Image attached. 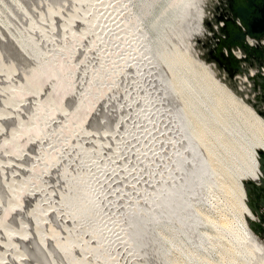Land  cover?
Wrapping results in <instances>:
<instances>
[{
    "label": "rangeland",
    "instance_id": "obj_1",
    "mask_svg": "<svg viewBox=\"0 0 264 264\" xmlns=\"http://www.w3.org/2000/svg\"><path fill=\"white\" fill-rule=\"evenodd\" d=\"M127 1L0 0V23L7 24H0V264H78L81 259L86 264H162L154 252L138 255L128 248L115 221L128 201H139L143 191L154 187L160 172L176 175L168 155L182 151L172 121L181 106L164 93L156 71L132 45L127 28L132 1ZM216 2L213 13L217 16L220 0ZM90 3H95L97 13H89V18L86 8ZM205 21L206 29L212 30V21ZM188 28L183 33L191 43L194 36ZM16 29L43 51L44 64L56 52V56L63 52L57 69L70 75L69 98L60 101V93L52 91L53 79L42 82L30 77L38 66L15 47ZM214 33L194 43L201 57L214 63L230 81L245 74L238 71L240 66H263L264 57L251 52L246 55L248 61L239 59V67H232L235 63L223 54L224 46L223 53H217ZM58 46L63 50L58 51ZM137 57L139 71L130 66ZM115 64L118 68L109 76V66ZM163 74L167 76L164 70ZM248 82L250 94L256 95L253 101L261 109V87L251 78ZM90 89L95 92L93 97ZM78 101L89 107L84 115L77 111ZM48 157L54 158L49 161ZM79 174L104 222L97 227V237L83 228L80 213L70 212L79 193L73 190L65 197L70 191L68 183ZM213 192H208V198L205 192L192 199L198 204L201 196L199 202L226 236L225 222L234 218L232 204L223 192ZM261 195L254 189L248 193L247 203L256 211H264ZM251 229L264 241V225ZM18 230L21 236H15ZM57 240L62 243L61 252L55 247ZM100 255L103 263H99Z\"/></svg>",
    "mask_w": 264,
    "mask_h": 264
},
{
    "label": "bare ground",
    "instance_id": "obj_2",
    "mask_svg": "<svg viewBox=\"0 0 264 264\" xmlns=\"http://www.w3.org/2000/svg\"><path fill=\"white\" fill-rule=\"evenodd\" d=\"M130 1L128 14L131 15V23L127 22V28L130 26L128 31H131L132 45L138 47L139 57L147 60L156 71L164 93L177 106H181L180 110L174 112L172 121L182 151H171L168 155L175 176L169 171H164V174L160 172L162 176L157 179V183L153 182L156 185L151 190L141 191L139 201L131 199L116 219L114 214L119 224L121 241L135 254L156 253L162 264H264V241L258 239L248 223L249 220L258 221V216L247 203L248 194L241 185L244 181L261 185L264 176L256 155L258 150L264 151V115L255 107L253 100L256 95L250 94L251 83L248 82V75L254 76L257 69L251 67L245 72L239 69L240 73L245 74H239L241 76L238 75L233 82L214 63L201 57L194 42L198 38L212 36L219 29L220 24L214 22L216 15L213 13L216 0L127 2ZM90 4L86 6L88 17L95 10V3ZM125 5L127 7V3ZM208 19L212 21V30L206 29L205 20ZM0 24L7 26L5 22ZM186 27L194 36V42L187 43L188 38L183 33ZM23 33H13L12 41L24 58L35 67L38 66L31 71L30 77H37L42 82L53 79L52 91L60 93V101L69 98L72 92L67 83L70 75L57 69L63 55L61 48L58 46L62 55L59 52L60 56H56V52L51 61L44 64L43 51L29 35ZM245 40L248 46H258L260 42L264 43V36L262 40L256 41L246 34ZM233 47L231 53L245 60L243 49ZM67 51L70 52L69 49ZM139 57L130 61V66L138 71ZM109 67L108 75L111 76L118 67L117 64ZM260 69L264 73V62ZM92 90L89 93L91 97L95 93ZM145 101H142L144 108ZM86 108L88 110L89 107L78 101L77 111L80 114L84 115ZM53 158L50 157L49 161ZM68 184L70 191L65 197L69 198L73 190L79 193L77 200L69 207L70 212L74 216L80 213L83 228L90 229L92 237H97L100 229L97 227L104 223L100 219L102 217L96 214L97 202L88 196L80 174ZM211 191L219 195L223 192L231 201L233 222L223 224L227 237L204 210V204L199 202L203 201L201 196L198 204L193 202L192 197L206 192L208 198ZM92 225L93 228H90ZM21 235L19 230L15 234ZM57 241L55 247L61 252L62 243ZM103 255H100L101 259L98 258L99 263H103ZM78 264H86V261L81 259Z\"/></svg>",
    "mask_w": 264,
    "mask_h": 264
},
{
    "label": "water",
    "instance_id": "obj_3",
    "mask_svg": "<svg viewBox=\"0 0 264 264\" xmlns=\"http://www.w3.org/2000/svg\"><path fill=\"white\" fill-rule=\"evenodd\" d=\"M256 0H249L248 5L246 8L240 9V14L237 15V9L233 10L232 8H228V11H225L223 14L221 11H218L217 16H216V22L219 25V29L215 31V35L217 36L215 38V42H217L218 47H217V53H223V50L221 49L224 45L229 49L230 45H238L241 49H243L247 54H250L251 52L256 53L259 56L264 57V43H261L257 47H252L248 46L245 40V35H249L250 37H253L255 39L260 40L264 36V3L261 7H257ZM218 9V8H217ZM240 16H243V19L240 20ZM229 18L228 20H226ZM240 20V23H236V21ZM222 21V24H221ZM229 24V28L226 26ZM222 33V34H220ZM227 37H225V35ZM201 39L195 40L196 42L200 41ZM203 43V42H202ZM229 60H231L234 64H232V67H239L236 65V63L239 61V58L235 57L234 54L232 53H223ZM202 55V54H201ZM264 60V59H263ZM241 61V60H240ZM243 61H248V57H245V60ZM261 63L258 64L257 66V71L254 76L248 75L249 78L253 80L254 83H259V86L261 87V91L263 92L262 95L264 96V73H261L260 69ZM243 71H248L247 67H241ZM233 78V77H232ZM235 78H233L234 80ZM256 89V88H255ZM257 90V89H256ZM255 104V103H254ZM255 107L257 108V111L261 114L264 115V104L261 109H259V105L255 104ZM264 154L263 150H258L256 152V155L258 157V161L260 163L261 170L264 174ZM243 187H245L247 194L250 193L251 189L254 190H259V192L264 191V176L262 177V184L257 185L254 181H244L241 183ZM251 209H253V213H255L258 216V221H248L251 224V227H253L255 224L257 225H264V211H256L255 208L248 203Z\"/></svg>",
    "mask_w": 264,
    "mask_h": 264
},
{
    "label": "flooded vegetation",
    "instance_id": "obj_4",
    "mask_svg": "<svg viewBox=\"0 0 264 264\" xmlns=\"http://www.w3.org/2000/svg\"><path fill=\"white\" fill-rule=\"evenodd\" d=\"M248 1L249 0H245V2H244V4H243V6H242V8H246L247 7V3H248ZM256 6L257 7H259L260 9H261V7H262V5H263V3L264 2H262V0H256ZM216 4H218L217 2H216ZM217 6H219V7H217L218 8V10L219 11H221L223 14L225 13V11H228L229 9L228 8H232L233 10H236L237 9V6H235V5H233V6H229V0H220V4L219 5H217ZM264 16V15H263ZM229 18H227L226 20H228ZM238 20V19H237ZM226 26H227V28H229V24L227 25V23H226ZM263 38V37H262ZM261 196H262V203H263V206H264V191L263 192H261Z\"/></svg>",
    "mask_w": 264,
    "mask_h": 264
},
{
    "label": "snow or ice",
    "instance_id": "obj_5",
    "mask_svg": "<svg viewBox=\"0 0 264 264\" xmlns=\"http://www.w3.org/2000/svg\"><path fill=\"white\" fill-rule=\"evenodd\" d=\"M244 2H245V0H229V6L230 7L233 5L237 6V15H239L240 9H242ZM262 2H264V0H262ZM242 19H243V16H240V20H242ZM240 20H237L236 23L239 24ZM225 51L230 54L232 52V49L231 48L225 49ZM262 156H264V154H262ZM262 162H264V161H262Z\"/></svg>",
    "mask_w": 264,
    "mask_h": 264
},
{
    "label": "crops",
    "instance_id": "obj_6",
    "mask_svg": "<svg viewBox=\"0 0 264 264\" xmlns=\"http://www.w3.org/2000/svg\"><path fill=\"white\" fill-rule=\"evenodd\" d=\"M263 212V211H262Z\"/></svg>",
    "mask_w": 264,
    "mask_h": 264
}]
</instances>
